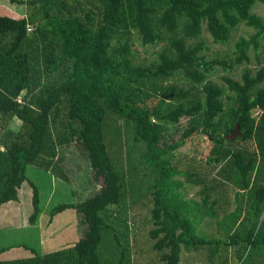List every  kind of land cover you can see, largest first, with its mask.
<instances>
[{
  "label": "trees",
  "instance_id": "16d2710c",
  "mask_svg": "<svg viewBox=\"0 0 264 264\" xmlns=\"http://www.w3.org/2000/svg\"><path fill=\"white\" fill-rule=\"evenodd\" d=\"M257 1L264 4V0H19L16 3L34 8L29 18L0 16V118L22 123L18 131L5 128L1 140L0 208L19 200L29 166L66 180L58 158L65 145L81 146L95 177L102 180L92 197L51 211L52 217L69 209L78 212L79 225L86 229L73 246L42 256L33 251L29 258H0V264H104L100 248L110 237V226L103 213L121 203L127 183V173L116 165L107 143L108 115L126 121L134 141L145 147L140 163L147 164L154 177L149 236L162 264H180L183 248L200 250L207 243H221L195 236L192 219L204 206L214 213L216 208L227 211L232 188L237 195L248 193V209L240 234L236 225L242 206L236 210L226 247L234 246L239 256L264 247V68L255 76L245 72L241 82L226 79L236 107L223 134L218 118L225 112L224 89L210 77L218 66L229 71L232 65L201 56L204 26L216 44H225L245 24L257 32L236 43L235 64L249 62L250 49L257 54L264 38V19L252 13ZM133 31L144 47L164 43L157 63L134 62ZM179 75L202 86L204 101L192 99L193 88L164 87ZM146 89L159 93L147 94L159 96L155 106L141 104ZM254 110L262 113L258 122L252 117ZM183 118L194 122L176 144L168 145L166 125ZM237 125L238 139H226ZM195 133L211 137L219 150L216 147L214 155L207 156L205 166L195 161L180 168L174 152ZM238 141L248 144L231 150L229 146ZM252 143L256 150L249 146ZM179 177L199 188L200 201L183 200L185 181ZM28 184L33 190L34 223L42 213L40 194L33 182ZM5 251L0 248V257ZM124 257L123 251L120 264Z\"/></svg>",
  "mask_w": 264,
  "mask_h": 264
},
{
  "label": "rangeland",
  "instance_id": "374dc122",
  "mask_svg": "<svg viewBox=\"0 0 264 264\" xmlns=\"http://www.w3.org/2000/svg\"><path fill=\"white\" fill-rule=\"evenodd\" d=\"M16 1L19 0H0V16L20 19L29 18L34 13V8H30L27 4H18ZM252 13L264 19V4L257 1ZM28 32L32 34L34 28L30 26ZM256 32L257 30L241 24L232 32L231 39L227 43L216 44L204 26L202 41H204L205 50L201 56L206 61L218 60L232 65V69L229 71L225 69V66H218L216 72L210 77L211 82L224 89L225 112L218 118L220 121L219 133L225 134L226 124L230 123L232 118L231 111L236 107L235 95L229 91L226 79L229 78L241 82L245 72L248 71L255 76L264 68V38L259 41L261 47L257 54L253 48L250 49L248 53L249 62L241 65L235 64L236 43L241 38L250 39ZM131 45L135 53L134 62L143 66H150L158 62L164 43L144 47L141 44L140 37L133 31ZM172 85L186 90L193 88L192 94L194 96L192 99L204 101L202 86H194L185 80L182 75L164 83V87ZM145 92L142 98L139 99L141 104L155 106L159 96L149 98L147 94L154 96L155 94L159 95V93L151 91V89H146ZM19 100L21 101V97ZM261 114L260 110L252 111V117L256 122L259 121ZM193 122L192 119L183 118L178 124L166 125V143L168 145L176 144ZM21 125L22 123L15 118L10 121L0 118V144H2L1 140L5 128L8 129L9 127L18 131ZM106 139L116 165L122 167L127 173V183L125 196L121 203L118 206L110 207L103 213L110 226V237L107 238L108 240L105 238L100 248L104 257V264H120L123 251L125 254L123 264H162L157 252L151 249L153 248V241L149 236L153 223L151 210L154 203L152 195L154 177L151 169L146 167L147 164L140 163L143 161L145 147L134 141L131 126L114 115H108ZM237 139L238 137L235 140ZM247 144L244 143L245 146ZM244 145L238 141L229 147L231 150L236 151L239 148H243ZM249 146L255 150L257 148L256 143H252ZM216 147L211 137L202 133H195L174 154L175 158L180 161V168H184V165L190 166L189 164L195 161L197 163L201 161L202 165L205 166L207 156L214 155ZM2 149L4 148L2 147ZM58 158L59 164L65 172L66 180L35 166L28 167L27 178L35 184L40 194L42 213L37 221L34 222L36 224L30 222V217L33 213L32 188L27 184L28 188L21 195L23 207L21 214L25 216L28 224L30 222L36 225V229L24 230L19 233L17 240L22 239V241L30 243L33 248H29L35 252L38 251L40 254L53 253L64 249V243L70 239L67 231L71 230L72 237L77 235L81 237V232L86 229L85 226L79 225L81 218L78 217V212L75 209L66 210L54 217H52L51 211L63 204L83 202L101 189L102 180L95 177V173L81 146L71 144L60 147ZM136 165L137 167L134 170ZM132 167L134 172H130ZM132 176L135 179L134 181L131 180ZM179 179L182 181L186 180L184 177H179ZM135 181L137 182L136 187H134ZM184 184L185 188L181 190L183 200L186 202L193 201L190 199L199 200L198 198L201 197L197 194L199 188H194L192 183L190 184L187 181ZM226 193L227 191L224 194L226 195ZM237 193L238 190L233 188L228 190V198L230 197L232 201L227 203V206L230 205L227 211H220L216 208L214 213L210 206H204V208H201V212L196 211V215L192 219L195 226V236L207 242L217 240L221 243L208 244L206 242L207 244L202 245L203 247H200V250L183 248L180 264H264V247L262 246L252 249L251 252L248 251L246 256H239L238 251L232 245H230L229 250L226 247V242L231 236L232 230L235 229L234 225L237 218L235 212L240 206H242V217L238 223V226L240 225L238 228L239 234L245 228L243 224L241 225V221L248 209V202L246 204L248 193L247 195L246 193L244 194L246 195L245 198L244 195H237ZM201 205L202 203L200 202V207ZM194 206L195 204H192L191 207ZM45 236L48 241L52 242V248L46 244V241L43 242L46 239ZM58 236H62V238L60 239Z\"/></svg>",
  "mask_w": 264,
  "mask_h": 264
},
{
  "label": "crops",
  "instance_id": "0c3cea01",
  "mask_svg": "<svg viewBox=\"0 0 264 264\" xmlns=\"http://www.w3.org/2000/svg\"><path fill=\"white\" fill-rule=\"evenodd\" d=\"M28 182H29V179H27V181L22 185L21 189L19 190V200L18 201H12V202L6 203L2 205L0 208V248L3 250H6L5 252L1 254V257H0L3 261H11V260L29 258V257L34 256L33 250L30 249V248H33L30 245V243L22 241V239L17 240V238H19L18 237L19 233L23 232L24 230L36 229V225H34L36 223L31 224L29 222L28 224V222L25 219V216L21 214L22 208H23L21 195H22V192H25L26 189L28 188V185H29ZM240 219L237 221L236 226H238ZM261 221H264V215L261 217ZM233 231L231 232V235L233 234ZM67 232L69 233L68 236L70 238L69 239L70 242L67 241L68 243L67 242L64 243L65 248L69 246H73L80 238V236L78 235L76 237H72L71 230ZM58 237H60V239L62 238V236H58ZM229 238H228V241H229ZM46 239L43 242L46 241V244L49 247H51L52 242ZM38 254L41 256L46 255V253L44 254L38 253Z\"/></svg>",
  "mask_w": 264,
  "mask_h": 264
},
{
  "label": "water",
  "instance_id": "95a60500",
  "mask_svg": "<svg viewBox=\"0 0 264 264\" xmlns=\"http://www.w3.org/2000/svg\"><path fill=\"white\" fill-rule=\"evenodd\" d=\"M240 135V127L239 125L236 126L235 130L232 131L229 136H226V139L234 140L236 137Z\"/></svg>",
  "mask_w": 264,
  "mask_h": 264
}]
</instances>
